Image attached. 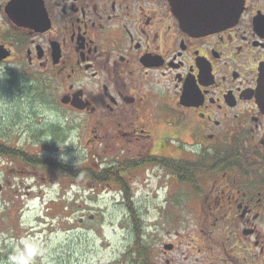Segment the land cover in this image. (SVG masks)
<instances>
[{
	"label": "flooded vegetation",
	"instance_id": "obj_1",
	"mask_svg": "<svg viewBox=\"0 0 264 264\" xmlns=\"http://www.w3.org/2000/svg\"><path fill=\"white\" fill-rule=\"evenodd\" d=\"M0 47L99 142L79 168L140 217L164 190L108 264H264V0H0Z\"/></svg>",
	"mask_w": 264,
	"mask_h": 264
},
{
	"label": "rangeland",
	"instance_id": "obj_2",
	"mask_svg": "<svg viewBox=\"0 0 264 264\" xmlns=\"http://www.w3.org/2000/svg\"><path fill=\"white\" fill-rule=\"evenodd\" d=\"M34 75L0 64V143L78 165L95 151L101 153L99 142L80 138L79 119L46 100ZM73 133L75 146L69 142ZM90 158L87 165L102 163ZM79 182L85 187L0 154V264H108L132 252L136 234L122 193L114 186ZM155 189L148 186L137 195L147 243H152L151 230L165 205L164 190L152 198Z\"/></svg>",
	"mask_w": 264,
	"mask_h": 264
},
{
	"label": "trees",
	"instance_id": "obj_3",
	"mask_svg": "<svg viewBox=\"0 0 264 264\" xmlns=\"http://www.w3.org/2000/svg\"><path fill=\"white\" fill-rule=\"evenodd\" d=\"M47 100V99H46ZM50 103H53L49 101ZM0 154L10 156L11 158L15 160H20L24 164L28 166H43L44 169L48 171H55L59 173V175L64 176V177H69L71 179H75L77 177H85L88 179L89 182L91 183H100L105 180H113L114 176L112 174H101L95 169L93 170L92 168H79L78 165L76 164H67V163H56L52 161H48L46 159H42L41 157L34 156L31 153H26L24 150L18 148H12L10 146H6L4 144L0 143ZM126 193L128 194V198L130 197L131 191L129 189H126ZM126 208L128 212L130 213V219L131 222L133 223L134 227V233L136 234L137 238V229L139 230V227L141 226V217L140 215L136 212L135 206L133 205L132 202L127 200L126 202ZM135 244L138 245V242H136L135 239Z\"/></svg>",
	"mask_w": 264,
	"mask_h": 264
},
{
	"label": "clouds",
	"instance_id": "obj_4",
	"mask_svg": "<svg viewBox=\"0 0 264 264\" xmlns=\"http://www.w3.org/2000/svg\"><path fill=\"white\" fill-rule=\"evenodd\" d=\"M69 142H70V144H72V145H76V136H75V133H73L70 137H69ZM65 157H66V155L63 153L62 155H61V159H65Z\"/></svg>",
	"mask_w": 264,
	"mask_h": 264
},
{
	"label": "water",
	"instance_id": "obj_5",
	"mask_svg": "<svg viewBox=\"0 0 264 264\" xmlns=\"http://www.w3.org/2000/svg\"><path fill=\"white\" fill-rule=\"evenodd\" d=\"M6 57H8V53L5 51V49L0 47V61H4V59H6ZM1 188H2V186H0V191H1Z\"/></svg>",
	"mask_w": 264,
	"mask_h": 264
}]
</instances>
